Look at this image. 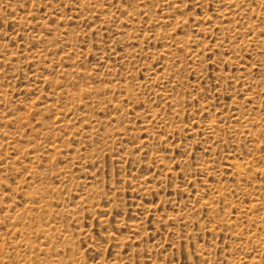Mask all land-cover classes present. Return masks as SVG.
<instances>
[{
  "label": "rangeland",
  "instance_id": "374dc122",
  "mask_svg": "<svg viewBox=\"0 0 264 264\" xmlns=\"http://www.w3.org/2000/svg\"><path fill=\"white\" fill-rule=\"evenodd\" d=\"M0 264H264V0H0Z\"/></svg>",
  "mask_w": 264,
  "mask_h": 264
}]
</instances>
